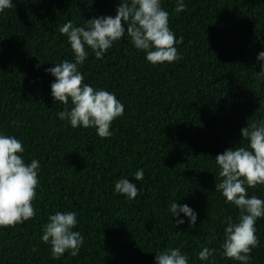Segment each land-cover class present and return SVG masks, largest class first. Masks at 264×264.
Returning a JSON list of instances; mask_svg holds the SVG:
<instances>
[{
  "label": "trees",
  "instance_id": "16d2710c",
  "mask_svg": "<svg viewBox=\"0 0 264 264\" xmlns=\"http://www.w3.org/2000/svg\"><path fill=\"white\" fill-rule=\"evenodd\" d=\"M0 14V132L25 147L26 162L41 164L33 201L36 218L0 229V264H156V251L180 247L190 264L202 246L216 248L214 264H239L221 255L226 217L238 209L215 190L220 181L215 156L240 146L241 129L264 120V0H163L169 26L183 42L181 59L153 66L127 36L103 59L89 55L80 66L85 82L114 92L124 115L113 136L94 128L74 129L61 121L45 70L72 59L60 28L93 16H114L120 0H12ZM244 146L247 141H242ZM144 169L143 181L132 173ZM127 176L143 187L129 200L114 193ZM264 199V185L249 194ZM180 199L198 214L196 226H174L167 211ZM75 210L84 236L80 254L51 256L40 239L55 211ZM223 222V223H222ZM260 246L252 264H264V219L256 223Z\"/></svg>",
  "mask_w": 264,
  "mask_h": 264
},
{
  "label": "clouds",
  "instance_id": "9594fccd",
  "mask_svg": "<svg viewBox=\"0 0 264 264\" xmlns=\"http://www.w3.org/2000/svg\"><path fill=\"white\" fill-rule=\"evenodd\" d=\"M83 2V0H82ZM93 0H88L91 4ZM163 0H120L114 16H93L77 26L68 21L60 32L67 38L73 52L72 59L54 63L45 71L55 77L51 83V96L63 110H57L61 121L74 129L94 128L100 138L113 136V122L124 115V105L116 93L96 88L85 82L82 66L90 53L96 59L105 54L126 36L135 49L145 54L153 66L172 64L181 59L176 45L183 42L169 26L170 13L162 6ZM14 6L12 0H0V14ZM186 9L185 0H176L174 11ZM264 62V51L257 55ZM259 75L264 76V63ZM244 146L230 147L215 156L220 181L215 190L221 192L225 203L238 209V216L226 217L221 255L239 264H252L253 249L260 246L256 223L264 219V199L249 194V189L264 185V120L241 129ZM23 141L14 135L0 132V229L15 228L36 218L33 201L41 186V164L32 159L26 162ZM144 169L132 173L136 181H143ZM143 191L127 176L119 177L114 184V193L126 199L137 198ZM172 200L167 211L175 218L174 226L187 222L196 226L198 214L188 204ZM79 214L75 210L55 211L42 226L40 239L51 246V256L60 259L65 253L72 257L80 254L84 236L77 229ZM223 223V222H222ZM216 248L202 246L198 253L201 261L214 264ZM156 264H190V257L180 247H168L155 252Z\"/></svg>",
  "mask_w": 264,
  "mask_h": 264
}]
</instances>
